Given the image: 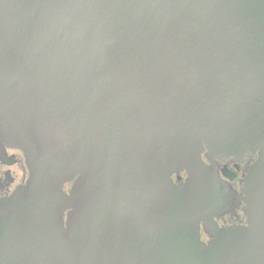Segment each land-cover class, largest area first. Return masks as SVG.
<instances>
[{
    "label": "water",
    "instance_id": "95a60500",
    "mask_svg": "<svg viewBox=\"0 0 264 264\" xmlns=\"http://www.w3.org/2000/svg\"><path fill=\"white\" fill-rule=\"evenodd\" d=\"M0 146V264H264V0H0Z\"/></svg>",
    "mask_w": 264,
    "mask_h": 264
},
{
    "label": "flooded vegetation",
    "instance_id": "af4514ba",
    "mask_svg": "<svg viewBox=\"0 0 264 264\" xmlns=\"http://www.w3.org/2000/svg\"><path fill=\"white\" fill-rule=\"evenodd\" d=\"M226 172L233 178L224 176L238 190L242 189L243 179L246 175L248 161L241 163H228L221 161ZM225 164H227L225 166ZM29 178V171L23 153L16 148L0 146V199L12 195L21 185L25 184ZM71 187V184L68 185ZM69 189V188H68ZM238 215L225 214L220 219V225L227 226L245 222V215L242 209L237 211Z\"/></svg>",
    "mask_w": 264,
    "mask_h": 264
},
{
    "label": "rangeland",
    "instance_id": "374dc122",
    "mask_svg": "<svg viewBox=\"0 0 264 264\" xmlns=\"http://www.w3.org/2000/svg\"><path fill=\"white\" fill-rule=\"evenodd\" d=\"M68 188H69V186L67 185L66 189H68Z\"/></svg>",
    "mask_w": 264,
    "mask_h": 264
}]
</instances>
